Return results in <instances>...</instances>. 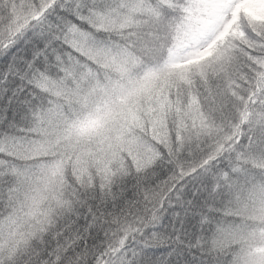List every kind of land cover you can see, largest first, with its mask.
<instances>
[{"label":"trees","instance_id":"trees-1","mask_svg":"<svg viewBox=\"0 0 264 264\" xmlns=\"http://www.w3.org/2000/svg\"><path fill=\"white\" fill-rule=\"evenodd\" d=\"M194 7L0 0V264H264V18L167 68ZM148 69L125 136L56 151L91 86Z\"/></svg>","mask_w":264,"mask_h":264},{"label":"rangeland","instance_id":"rangeland-1","mask_svg":"<svg viewBox=\"0 0 264 264\" xmlns=\"http://www.w3.org/2000/svg\"><path fill=\"white\" fill-rule=\"evenodd\" d=\"M190 12L197 14L196 18L194 13L191 15L197 25L194 32L189 30L186 40L175 51L167 65L169 68L206 56L224 37L239 13L264 18V0H199L198 7ZM150 77L151 74H146L126 78L122 73L120 80L109 81L100 90L91 86L79 102L83 110L79 114L82 115H77L76 120L63 119V127L55 139L56 151L67 150L79 155L92 146L100 148L109 137L121 139L125 136L132 119L133 101L139 92L145 90ZM56 170L55 165L50 164L42 169V173L52 175ZM42 183L45 187V181ZM22 222L23 216L12 220L2 239L4 245L11 241ZM257 257L263 260L260 254ZM251 264H257V261Z\"/></svg>","mask_w":264,"mask_h":264}]
</instances>
